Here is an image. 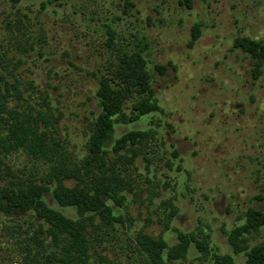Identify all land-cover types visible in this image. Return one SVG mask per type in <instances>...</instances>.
I'll return each mask as SVG.
<instances>
[{
  "label": "rangeland",
  "instance_id": "1",
  "mask_svg": "<svg viewBox=\"0 0 264 264\" xmlns=\"http://www.w3.org/2000/svg\"><path fill=\"white\" fill-rule=\"evenodd\" d=\"M244 40L264 42V0H0V138L13 122L7 110L34 108L47 114L51 142L78 162L90 153L101 83L114 78L117 89L126 59H142L152 78L161 111L128 123L140 100L130 98L107 147L124 180L118 197L98 170L86 185L66 181L103 192L116 217L89 227L88 264H156L138 235L174 246L178 231L202 232L212 252L247 264L230 234L251 210L264 212V50L259 65ZM139 131L150 137L115 156L114 144ZM4 160L21 180L40 181L51 168L24 150ZM11 180L0 172V186ZM45 200L78 218L51 192ZM41 223L33 211L0 210V264H62L61 244L36 234ZM247 238L250 248L264 243V230ZM175 264L214 260L191 245Z\"/></svg>",
  "mask_w": 264,
  "mask_h": 264
},
{
  "label": "trees",
  "instance_id": "2",
  "mask_svg": "<svg viewBox=\"0 0 264 264\" xmlns=\"http://www.w3.org/2000/svg\"><path fill=\"white\" fill-rule=\"evenodd\" d=\"M14 1L19 3L21 0ZM198 36L196 33L193 34V41H196ZM262 44L264 46V42L256 43L249 40L241 43L247 52L255 56L259 65L263 63L262 54H259L260 50L261 52L264 50ZM126 62L128 63L126 71L120 72L117 77L119 80L116 84L117 89L113 87L116 82L114 78L101 83L98 91L101 112L93 128L90 153L83 160L75 161L70 154L60 152L58 142L55 144L51 142L48 126H41L47 114L38 112L35 116L34 108H29L24 113L7 110L13 122L9 124L5 136L0 138V147L4 150L3 158L0 156V172L8 173L12 180L0 186V210L9 216L20 210L35 212L38 220L42 222L36 234L46 233L48 237L52 236L61 244L62 264H88L91 256L89 227H95V217L100 216L104 221L116 219L111 209L102 201L103 192L95 189L92 194L88 187H69L66 181L82 180L86 185L85 179L91 176L92 171H101L102 179L108 180L111 184L116 183L117 190L110 193L116 199L124 180L120 177L121 171L116 167V161L109 156L110 151L107 147L113 140L115 124L126 119L124 114L126 102L132 97L140 98L132 106L128 123H135L141 116L161 111L152 87V78L146 71L142 59H126ZM165 70L164 67H159L161 74ZM3 81L4 78L0 76V95ZM5 102L6 99L0 101V108L4 110H6ZM50 117L51 114H49V122ZM149 137L148 132L129 133L114 144L112 151L115 156L121 155L122 151L142 144ZM21 150L39 160L51 163L50 171L48 170L40 181L21 180L5 162V158ZM110 172L111 176H109ZM89 179L93 181V178ZM49 192L62 207L74 208L78 218L70 219L50 208L45 200ZM262 230H264V212L251 210L246 223L230 234L231 243L237 247L236 251L246 252L247 264H264V243L250 248L247 238L248 235L259 234ZM138 238L141 244L152 252L156 264L169 262L175 264L176 260L186 257L191 245H195L199 253L204 256L211 255L214 264H233L229 256H221L211 251L209 236L202 232L178 231V243L174 246H169L163 238L155 240L144 233H140Z\"/></svg>",
  "mask_w": 264,
  "mask_h": 264
}]
</instances>
